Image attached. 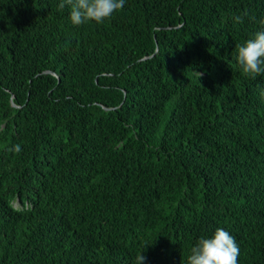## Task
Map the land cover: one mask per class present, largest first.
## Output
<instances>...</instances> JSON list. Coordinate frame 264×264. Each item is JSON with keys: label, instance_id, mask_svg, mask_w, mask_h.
<instances>
[{"label": "trees", "instance_id": "trees-1", "mask_svg": "<svg viewBox=\"0 0 264 264\" xmlns=\"http://www.w3.org/2000/svg\"><path fill=\"white\" fill-rule=\"evenodd\" d=\"M60 2L0 0V264L187 263L218 227L264 264V0Z\"/></svg>", "mask_w": 264, "mask_h": 264}, {"label": "clouds", "instance_id": "clouds-1", "mask_svg": "<svg viewBox=\"0 0 264 264\" xmlns=\"http://www.w3.org/2000/svg\"><path fill=\"white\" fill-rule=\"evenodd\" d=\"M124 5L125 0H61L58 8L63 10L68 6L71 23L81 25L89 21L103 23ZM235 20L242 22L240 16H236ZM236 60L245 76L255 79L264 74V30L256 31L242 45H237ZM14 151H21L20 146L16 145ZM206 178L202 177V184ZM14 205H20L19 201L15 200ZM188 221L196 225L191 220ZM196 242L187 257V263L180 259L182 255L178 250L169 245L177 253L164 264H238L239 246L235 238L224 228L218 227L211 236L201 237ZM146 245L136 256L135 264H144L146 257L142 253Z\"/></svg>", "mask_w": 264, "mask_h": 264}, {"label": "water", "instance_id": "water-1", "mask_svg": "<svg viewBox=\"0 0 264 264\" xmlns=\"http://www.w3.org/2000/svg\"><path fill=\"white\" fill-rule=\"evenodd\" d=\"M13 106H16L13 102H11Z\"/></svg>", "mask_w": 264, "mask_h": 264}]
</instances>
